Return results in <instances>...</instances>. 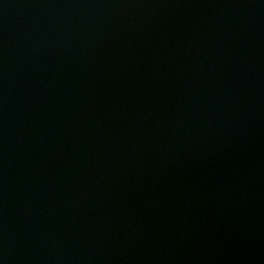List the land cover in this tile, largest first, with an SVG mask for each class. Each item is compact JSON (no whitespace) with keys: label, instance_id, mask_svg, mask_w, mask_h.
Instances as JSON below:
<instances>
[{"label":"water","instance_id":"water-1","mask_svg":"<svg viewBox=\"0 0 264 264\" xmlns=\"http://www.w3.org/2000/svg\"><path fill=\"white\" fill-rule=\"evenodd\" d=\"M0 264H264V0H0Z\"/></svg>","mask_w":264,"mask_h":264}]
</instances>
